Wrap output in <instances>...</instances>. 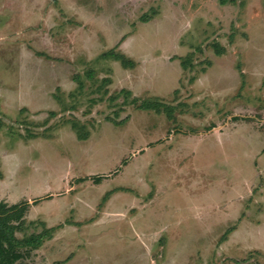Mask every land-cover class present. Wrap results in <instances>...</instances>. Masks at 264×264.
Instances as JSON below:
<instances>
[{
  "label": "rangeland",
  "instance_id": "374dc122",
  "mask_svg": "<svg viewBox=\"0 0 264 264\" xmlns=\"http://www.w3.org/2000/svg\"><path fill=\"white\" fill-rule=\"evenodd\" d=\"M0 202L13 264H264V0H0Z\"/></svg>",
  "mask_w": 264,
  "mask_h": 264
},
{
  "label": "trees",
  "instance_id": "16d2710c",
  "mask_svg": "<svg viewBox=\"0 0 264 264\" xmlns=\"http://www.w3.org/2000/svg\"><path fill=\"white\" fill-rule=\"evenodd\" d=\"M119 56H116L117 59ZM26 209L21 204L8 206L0 202V264L15 263L23 257L25 247L36 249L43 242L44 236L39 234H31L24 239L15 236V231L21 230Z\"/></svg>",
  "mask_w": 264,
  "mask_h": 264
},
{
  "label": "crops",
  "instance_id": "0c3cea01",
  "mask_svg": "<svg viewBox=\"0 0 264 264\" xmlns=\"http://www.w3.org/2000/svg\"><path fill=\"white\" fill-rule=\"evenodd\" d=\"M107 194H110V192H108Z\"/></svg>",
  "mask_w": 264,
  "mask_h": 264
}]
</instances>
